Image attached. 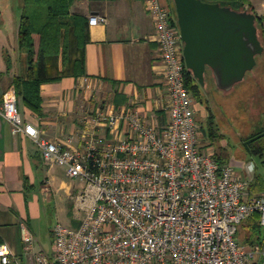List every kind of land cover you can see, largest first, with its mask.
<instances>
[{
    "label": "built area",
    "instance_id": "built-area-1",
    "mask_svg": "<svg viewBox=\"0 0 264 264\" xmlns=\"http://www.w3.org/2000/svg\"><path fill=\"white\" fill-rule=\"evenodd\" d=\"M143 1L164 67L163 126L149 123L134 104L121 110L107 104L84 116L92 127L74 149L25 122L14 91L0 99L12 134L32 139L46 164L64 168L81 186L73 201L82 218L76 228H53L52 257L34 252L33 235L22 225L27 264H253L259 251L236 235L254 214L264 227V192L247 198V183L203 143L175 13L161 0ZM105 23L100 15L88 19L91 27ZM0 264H21L1 241Z\"/></svg>",
    "mask_w": 264,
    "mask_h": 264
},
{
    "label": "crops",
    "instance_id": "crops-1",
    "mask_svg": "<svg viewBox=\"0 0 264 264\" xmlns=\"http://www.w3.org/2000/svg\"><path fill=\"white\" fill-rule=\"evenodd\" d=\"M161 3L171 6L169 0ZM22 4V0H0V99L7 91L15 92V78L26 80L28 75L26 53L18 46ZM70 14L87 21L93 15L106 19L105 24L87 26L85 75L42 83L40 114L16 95L23 120L34 125L43 138L74 149L81 148L82 134L92 127L84 116H94L107 104L113 110L134 104L149 123L163 126L168 116L164 67L144 1L75 0ZM101 134L112 137L106 128ZM204 138V144L212 145L206 132ZM211 150L215 152L213 146ZM223 164H230L247 183V198L264 192V181L254 185L257 177L264 180V163L262 171L252 162L228 158ZM80 188L64 168L46 164L32 139L13 135L8 121L0 116V241L21 264L30 258L24 249L22 225L33 235L34 252L52 257L53 228L44 222L47 204L55 195L59 201L74 200ZM249 218L240 225L236 238L244 247H257L253 264H264V227L251 229Z\"/></svg>",
    "mask_w": 264,
    "mask_h": 264
},
{
    "label": "trees",
    "instance_id": "trees-1",
    "mask_svg": "<svg viewBox=\"0 0 264 264\" xmlns=\"http://www.w3.org/2000/svg\"><path fill=\"white\" fill-rule=\"evenodd\" d=\"M22 12L18 30V46L27 56V79H14L15 93L24 104L33 112L41 113L40 85L46 82H56L63 77H79L85 75V45L88 42L85 17L70 14V8L75 0H22ZM219 3L222 6L244 4L250 6L249 0H202ZM171 2V1H170ZM173 9V4L171 2ZM174 11V9H173ZM256 15V14H255ZM176 18V17H175ZM264 17L256 15V27L263 33ZM249 72L246 74L248 75ZM245 80V79H244ZM244 80L242 82H244ZM185 86L189 93L199 104H205L201 89L202 86L194 79L188 70L184 72ZM240 88H242V84ZM238 86V85H237ZM237 86L235 88H237ZM239 88V89H240ZM242 96V92L239 93ZM240 96V97H241ZM239 98V97H238ZM208 108V107H207ZM227 109V108H226ZM217 124L209 113L206 134L211 140L219 138ZM264 132L260 130L248 139ZM251 156H264V137L248 145ZM220 164L224 161L217 157ZM264 163V161H261ZM257 177L254 185L263 182ZM249 219L251 229L259 228V214L252 215ZM240 227V226H239ZM239 233V228L237 235Z\"/></svg>",
    "mask_w": 264,
    "mask_h": 264
},
{
    "label": "water",
    "instance_id": "water-1",
    "mask_svg": "<svg viewBox=\"0 0 264 264\" xmlns=\"http://www.w3.org/2000/svg\"><path fill=\"white\" fill-rule=\"evenodd\" d=\"M183 43L185 68L201 85L211 70L216 87L230 91L243 81L263 53L256 16L202 0H171ZM264 137V132L244 143Z\"/></svg>",
    "mask_w": 264,
    "mask_h": 264
},
{
    "label": "rangeland",
    "instance_id": "rangeland-1",
    "mask_svg": "<svg viewBox=\"0 0 264 264\" xmlns=\"http://www.w3.org/2000/svg\"><path fill=\"white\" fill-rule=\"evenodd\" d=\"M249 3L250 6L244 4L241 7L235 3L233 7L240 12L247 11L264 17V0H249ZM257 32L264 48L263 33L259 27H257ZM244 79L242 88H240V82L230 91L224 92L216 87L213 74L211 70L207 69L205 84L201 89L205 104H199L194 98L195 117L202 132L205 133L209 113L213 116L214 123L218 127L217 135H219V138L211 140V143L217 157H220L224 162L228 161V158L243 163L252 162L262 171L261 161L263 159L251 156L244 143L252 134L264 130V50L261 55L256 57L255 67ZM236 86L237 88H235ZM238 91L239 93L242 92L241 97ZM73 194L74 191H72ZM56 196L54 199L51 198L47 204V214L44 222L52 228L58 224L76 228L82 214L75 211L73 199L65 197L59 201ZM261 230L264 232V228ZM47 240V244L50 246V238Z\"/></svg>",
    "mask_w": 264,
    "mask_h": 264
},
{
    "label": "flooded vegetation",
    "instance_id": "flooded-vegetation-1",
    "mask_svg": "<svg viewBox=\"0 0 264 264\" xmlns=\"http://www.w3.org/2000/svg\"><path fill=\"white\" fill-rule=\"evenodd\" d=\"M249 139H247L246 141H248ZM254 142V141H253ZM253 142L249 143L248 145H251Z\"/></svg>",
    "mask_w": 264,
    "mask_h": 264
}]
</instances>
